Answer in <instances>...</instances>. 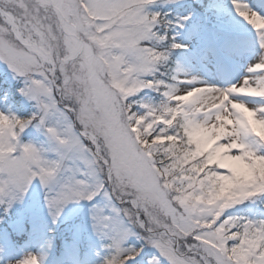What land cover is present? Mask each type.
<instances>
[{
	"label": "snow or ice",
	"instance_id": "6c2138e0",
	"mask_svg": "<svg viewBox=\"0 0 264 264\" xmlns=\"http://www.w3.org/2000/svg\"><path fill=\"white\" fill-rule=\"evenodd\" d=\"M158 3L0 0V61L35 102L0 111V209L36 184L54 222L87 203L104 264H264V219L232 211L264 198V0H230L256 47L228 84L172 63L191 17ZM30 127L48 147L21 139Z\"/></svg>",
	"mask_w": 264,
	"mask_h": 264
},
{
	"label": "rangeland",
	"instance_id": "374dc122",
	"mask_svg": "<svg viewBox=\"0 0 264 264\" xmlns=\"http://www.w3.org/2000/svg\"><path fill=\"white\" fill-rule=\"evenodd\" d=\"M185 3H187L185 0H177V2L159 0L154 10H169L170 7L177 8ZM215 6L218 11H221L219 13H229L230 17L217 16L213 20L205 13L194 10H190L179 17H191L182 28H176L177 41L187 45L186 48L188 49V53L180 61L179 66L184 69L185 73L198 77L200 80L215 84H228L246 73L248 66L254 59L256 45L251 32L242 27L231 12L230 0H216ZM0 79L8 82L9 85L15 84L17 88L13 89V93L18 95L26 107L23 113L28 116L31 115L35 111V102L20 94L19 89L23 87V80L16 78L3 61H0ZM229 79L230 81H228ZM147 97L155 96L149 92ZM0 111L19 117L24 115L17 111L13 94L6 95L5 93L3 97L0 96ZM21 139L24 142H33L48 147L47 137L42 131L34 127L26 129ZM9 213L14 216L10 225L18 229L21 228V223L29 214H31L32 221L38 220L39 223L33 224L31 242L27 246H23L21 250H14L9 231L2 225L5 219H0V225H2L0 230V264H17L29 254L39 255L43 264H92L91 259L110 253L106 247L108 241L101 239L91 226L90 206L87 203L68 205L63 215L54 222L44 201L43 188L36 184L24 202L17 203ZM4 214L3 209H0V218ZM249 218L255 219L253 215ZM60 224L67 225L71 232L73 230L75 240H79L82 231H85V235L91 243V249L86 252L85 257L80 258L75 250H68L55 261H52L51 252L46 246L45 233L47 228ZM6 244H10L11 247L8 245L5 247Z\"/></svg>",
	"mask_w": 264,
	"mask_h": 264
},
{
	"label": "trees",
	"instance_id": "16d2710c",
	"mask_svg": "<svg viewBox=\"0 0 264 264\" xmlns=\"http://www.w3.org/2000/svg\"><path fill=\"white\" fill-rule=\"evenodd\" d=\"M194 5L197 8L206 9L210 12H216L214 8V0H194ZM181 55V51L175 50L172 54V63L174 65L179 64V56ZM0 93H3L0 91ZM15 96V97H14ZM13 99L15 101V107L18 112H25V106L23 105L22 101L18 97V95H13ZM28 115H23L22 117H27ZM264 198L256 199L254 201L250 200L247 201L236 208H234L232 211L236 215L240 216H252L255 217V219H264V203L261 202V200ZM4 225V224H3ZM15 226H9L8 229L10 231V237L14 241V244L19 247V245L24 244L28 238V235L25 232H19L16 230ZM45 236L47 238V248L49 249V252L54 253H61L62 252V241H66L72 239L71 238V232L65 227V224H61L59 226L54 225L50 228L46 229ZM76 248H80V251L86 249L85 246L78 245ZM108 254H103L101 256L95 257L92 260V264H104L105 259L109 256Z\"/></svg>",
	"mask_w": 264,
	"mask_h": 264
},
{
	"label": "bare ground",
	"instance_id": "6f19581e",
	"mask_svg": "<svg viewBox=\"0 0 264 264\" xmlns=\"http://www.w3.org/2000/svg\"><path fill=\"white\" fill-rule=\"evenodd\" d=\"M222 75V74H221ZM223 78V77H222ZM228 81H230V79L228 80ZM232 81V80H231ZM221 83H223L222 81H220Z\"/></svg>",
	"mask_w": 264,
	"mask_h": 264
}]
</instances>
